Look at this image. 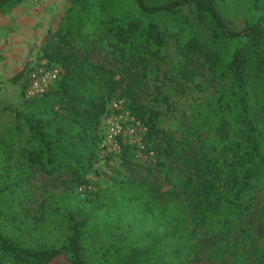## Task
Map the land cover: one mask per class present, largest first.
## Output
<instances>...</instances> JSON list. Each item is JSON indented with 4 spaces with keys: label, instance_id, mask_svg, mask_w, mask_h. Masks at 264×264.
I'll use <instances>...</instances> for the list:
<instances>
[{
    "label": "trees",
    "instance_id": "1",
    "mask_svg": "<svg viewBox=\"0 0 264 264\" xmlns=\"http://www.w3.org/2000/svg\"><path fill=\"white\" fill-rule=\"evenodd\" d=\"M23 1L0 0V11ZM226 1L69 0L35 65L11 78L24 81L14 130L22 133L23 121L26 139L0 134V264L264 262V0H251L239 30L225 19ZM104 39L114 67L91 58L92 43ZM44 60L60 76L44 94L26 97ZM160 79L199 92L211 80L213 94L171 131L160 125L162 105L170 107ZM115 98L148 126L157 158L148 174L162 179L130 174L114 190L77 192L78 203L28 227L25 185L38 173L92 184L102 119ZM119 154L132 173L136 148L124 145ZM254 215L260 234L247 222ZM52 220L62 232L54 240L45 232Z\"/></svg>",
    "mask_w": 264,
    "mask_h": 264
},
{
    "label": "rangeland",
    "instance_id": "2",
    "mask_svg": "<svg viewBox=\"0 0 264 264\" xmlns=\"http://www.w3.org/2000/svg\"><path fill=\"white\" fill-rule=\"evenodd\" d=\"M59 1L60 0L56 2L54 0H42V2L46 4L38 10L33 8L34 2L32 0H25L23 4L19 3L16 5L18 10H15L16 12L11 16L13 18L10 20L9 24L6 23L11 28L17 30L11 32V34L7 32V25L5 26L3 20L0 18V134L4 135V138L8 141L13 140L18 143H24L26 139L24 131H26V129L22 121L19 122L22 133H18L14 130V124L16 123L14 111L15 109L22 108L20 92L23 88L24 81H12L11 78H6L11 77L20 69L19 66L23 63L29 51V65H35L38 55L37 43L43 40L47 32V26L55 21L57 17L56 13L62 7ZM64 1L66 3V0ZM67 2L70 5L69 0H67ZM26 4V10L22 13L24 17H19V11H21ZM250 4L251 0H227L223 3V8L226 12L225 19L232 29L239 30L243 28L246 18L245 14L250 8ZM14 9L5 12V14H12ZM183 13L190 17H193L195 14L193 9L189 7L184 8ZM2 26L5 27L4 30H2ZM201 32L205 36L207 35L205 29L202 28ZM4 33L5 35L10 34V38H5V36L2 35ZM5 41H9V43L7 42L6 44ZM92 47L91 58L95 62L105 63L109 67L115 66V59L106 39L103 41H95L92 43ZM4 48L7 49V52L3 51ZM167 66L166 64H162L163 69L167 68ZM159 75H162V72ZM162 78L163 77H161V79ZM161 79L157 83H161L163 90L169 95L170 107L167 108L165 105H162L164 114L161 116L160 125L165 129L177 131L179 125L185 121L186 116L191 112V108L197 104L198 101L212 97L214 85L211 80H208L207 87L199 92L194 85L182 90L181 88H176V85L172 84L170 81ZM148 81L152 84L153 78H150ZM199 81H202V79ZM200 94L203 96H200ZM1 101L4 104H2ZM152 145L153 143L148 141L147 134L143 150L141 152L136 150L132 173L130 170L123 167L119 153H104L100 145V155L102 159L93 166L88 175V179L92 183L91 185L94 189L114 190L120 185L119 183L127 179L130 174H133V177L140 181H160L162 177L159 174L155 173L149 175L147 170L149 165L155 164L157 160L156 155L151 156L149 154L150 151H153ZM68 177L67 174L48 177L38 173L33 180L25 185L27 190L26 194L30 197L28 198L26 196L24 198L25 209L27 210L26 224L28 227L34 224H40L46 213H54L60 210L62 204L67 201L78 203V198L76 197L78 194L77 192H79L78 186L76 183L70 182ZM247 222L256 229L257 234L262 232L261 225L258 224L255 215ZM3 224L2 226L5 229H10L12 226L11 223L9 225L3 222ZM50 224L51 229L46 227L45 232L54 240L60 237L62 232L55 227V222L53 220ZM51 264L67 263L64 258H59ZM261 264H264V262Z\"/></svg>",
    "mask_w": 264,
    "mask_h": 264
},
{
    "label": "built area",
    "instance_id": "3",
    "mask_svg": "<svg viewBox=\"0 0 264 264\" xmlns=\"http://www.w3.org/2000/svg\"><path fill=\"white\" fill-rule=\"evenodd\" d=\"M60 73V67L48 66L44 60L30 74L26 97L44 94L57 81ZM148 131L149 128L145 123L132 116L126 107V101L115 98L110 102L109 111L101 125V149L104 153L115 154L121 153L124 145H129L141 152L145 146ZM149 154L155 156L154 151H150ZM93 188L90 184H81L78 186V191L86 193Z\"/></svg>",
    "mask_w": 264,
    "mask_h": 264
},
{
    "label": "crops",
    "instance_id": "4",
    "mask_svg": "<svg viewBox=\"0 0 264 264\" xmlns=\"http://www.w3.org/2000/svg\"><path fill=\"white\" fill-rule=\"evenodd\" d=\"M32 1L34 2V7H33V8L36 9V10L42 8V7L46 4V3L42 2V0H32ZM54 1L56 2V1H58V0H54ZM23 2H25V0H24ZM23 2H21V3L23 4ZM59 3L62 4V7H61V9L58 10V12L56 13V14H57V17H56L55 21L52 22L51 24H49V25L47 26V28H46V29H47V32H46L45 36L47 35V33H48V31H49L50 29H51V30L57 29V28L61 25L62 20H63V18H64V15H65V13H66L68 7L70 6V5L68 4L67 0H66V3H65L64 0H60ZM25 6H27V4L23 6V9H22L21 11H19V14H20L19 17H24V16L22 15V13L26 10V7H25ZM14 8H15V9H14ZM14 8H13V9H14V12H13L12 14L8 13V14H10V15H7V14L3 13L2 11H0V18L3 20V24H5V26L7 25V27H6V28H8V29H7V32L10 33V34H11V32H14V30H15V28H11V27L8 25L9 22H10V20L13 18V17H11V16H13V14L16 12L15 10H18L17 7H14ZM13 9H12V10H13ZM6 15H7V16H6ZM6 23H8V24H6ZM2 27H3V26H2ZM4 28H5V27H3L2 30H4ZM15 31H17V30H15ZM7 32H6V33H7ZM10 34H9V35H10ZM2 35H4L5 38H6V37H9V35H8V34L5 35V33L2 34ZM45 36H44V38H45ZM9 38H10V37H9ZM44 38H43V39H44ZM7 42L9 43V41H5L6 44H7ZM41 42H42V41H40L39 43H37V46H39V45L41 44ZM31 48H32V47H31ZM31 48H30V50H31ZM3 51H6V52H7V49L4 48ZM29 55H30V51L27 53V55H26L25 60L23 61V63H21V65L19 66L20 69H19L14 75H16V74L19 73L20 71L24 70L26 67L30 66V65H29V59H28ZM14 75H12L11 77L6 78V79H10V78H12ZM0 80H1V79H0ZM1 103L4 104L2 101H1ZM103 121H104V118L102 119V124H103Z\"/></svg>",
    "mask_w": 264,
    "mask_h": 264
}]
</instances>
